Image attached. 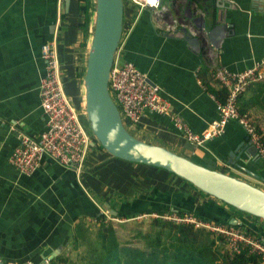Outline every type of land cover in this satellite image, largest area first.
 Segmentation results:
<instances>
[{
    "label": "crops",
    "instance_id": "0c3cea01",
    "mask_svg": "<svg viewBox=\"0 0 264 264\" xmlns=\"http://www.w3.org/2000/svg\"><path fill=\"white\" fill-rule=\"evenodd\" d=\"M222 2V27L228 30L221 28L212 37L201 27L210 32L217 26L216 0H163L160 9L125 3L117 61L133 63L160 87L171 99L173 113L195 134L219 117V100L205 84L221 90L213 79L215 66L241 73L264 58V0ZM188 5L191 18L185 15ZM85 20L79 0H71L68 12L65 0H0V261L44 264L67 251L79 225L98 227L102 211L130 220L180 212L220 222L235 218L262 234L261 219L238 213L165 170L114 158L97 145L91 146L80 176L50 157L31 175L11 166L21 137L37 141L46 129L40 84L46 68L42 49L50 41L57 43L66 93L84 112L83 79L95 8L86 26ZM205 72L209 76L201 80ZM81 118L88 127L84 113ZM127 124L145 142L264 190V161L237 121L201 147L188 142L168 117L146 113L140 123Z\"/></svg>",
    "mask_w": 264,
    "mask_h": 264
},
{
    "label": "built area",
    "instance_id": "2783aa9c",
    "mask_svg": "<svg viewBox=\"0 0 264 264\" xmlns=\"http://www.w3.org/2000/svg\"><path fill=\"white\" fill-rule=\"evenodd\" d=\"M126 1L143 8H162V0ZM42 55L46 68L40 84V98L46 129L37 141L22 136L9 162L20 173L31 175L40 168L44 157H50L63 167L73 169L80 176L93 143V136L89 127L82 122L81 117L84 112L74 106L72 99L66 93L56 41L45 44ZM214 76L226 89L227 99L225 103L217 104L218 119L212 121L201 134H195L180 117L173 113L171 99L160 87L152 85L147 75L133 63H120L115 59L109 89L122 117L129 123H140L146 113L168 117L175 122L177 129L184 133L188 142L198 147L223 135L227 124L230 121H237L249 136L257 157L264 161L262 135L248 119L241 116L238 109V99L247 87L264 80V58L241 73H232L224 66H215ZM144 217L193 224L202 231L220 234L226 238L231 255L240 254L244 249L249 248L252 254L261 257V263L264 264V240L245 229L218 225L215 221H200L192 216L182 217L177 213L144 215L139 218ZM110 218L111 221L117 220L112 216Z\"/></svg>",
    "mask_w": 264,
    "mask_h": 264
},
{
    "label": "water",
    "instance_id": "95a60500",
    "mask_svg": "<svg viewBox=\"0 0 264 264\" xmlns=\"http://www.w3.org/2000/svg\"><path fill=\"white\" fill-rule=\"evenodd\" d=\"M125 1L94 0L95 24L83 79L84 114L93 136L92 145H100L114 158L165 170L205 196L240 214L264 221L263 189L226 172L207 168L166 147L145 142L129 132L109 89L111 70L124 31ZM70 4L71 0H65L67 12ZM215 6L218 10L214 16L217 26L210 32L206 30V26L201 27L209 37L221 28L228 30L225 25L222 27L226 22L225 4L216 0ZM189 12L190 5L185 15L191 18ZM111 214L118 216L115 211ZM230 224L238 225L239 222L234 218ZM56 256L50 257L44 264H48ZM0 264L6 263L0 261Z\"/></svg>",
    "mask_w": 264,
    "mask_h": 264
},
{
    "label": "trees",
    "instance_id": "16d2710c",
    "mask_svg": "<svg viewBox=\"0 0 264 264\" xmlns=\"http://www.w3.org/2000/svg\"><path fill=\"white\" fill-rule=\"evenodd\" d=\"M92 7L95 8L93 0H79V9L85 13V26L89 23ZM205 74L207 73L199 75L201 80L204 79ZM213 79L220 84L215 77ZM205 84L220 103L226 102L227 91L221 84V90L218 92L212 90L209 84ZM238 109L241 116L257 128L264 141V80L247 87L238 99ZM126 125L128 126L127 122ZM97 147L104 151L100 145ZM163 214L165 213L160 215ZM178 215L192 216L200 221H212L194 213L180 212ZM130 218L132 217L126 215L120 217L122 220ZM97 220L98 227L81 224L75 231L71 245L74 251L79 252L77 261L70 256V252H65L48 264H261V257L252 254L249 248L244 249L240 254L231 255L224 236L202 231L193 224L154 218L149 231L138 234V237L144 241L143 248L139 249L132 247L128 242H120L114 227L106 225V215H100ZM215 222L218 225L245 229L240 224ZM245 230L264 240V232L259 234ZM82 249L84 253L80 255Z\"/></svg>",
    "mask_w": 264,
    "mask_h": 264
},
{
    "label": "rangeland",
    "instance_id": "374dc122",
    "mask_svg": "<svg viewBox=\"0 0 264 264\" xmlns=\"http://www.w3.org/2000/svg\"><path fill=\"white\" fill-rule=\"evenodd\" d=\"M124 119V118H123ZM125 120V119H124ZM127 122V120H125ZM88 124V123H87ZM89 127V125H88ZM106 215V225L113 226L116 231V236L121 243L128 242L132 247L142 249L144 246V241L138 237L139 232H148L150 229V224L152 219L151 217L139 218L137 220H121L116 218V221H111V213L109 211H104ZM66 252H70V256L76 261L79 259V252L74 251L72 245L67 248ZM84 250L80 252V255H83ZM77 255V256H76Z\"/></svg>",
    "mask_w": 264,
    "mask_h": 264
}]
</instances>
